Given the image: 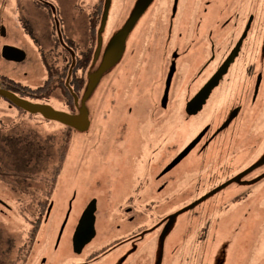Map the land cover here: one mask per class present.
I'll return each mask as SVG.
<instances>
[{
  "label": "flooded vegetation",
  "instance_id": "af4514ba",
  "mask_svg": "<svg viewBox=\"0 0 264 264\" xmlns=\"http://www.w3.org/2000/svg\"><path fill=\"white\" fill-rule=\"evenodd\" d=\"M37 2L48 10L53 22L57 34L56 47H61L57 57L63 62L61 70L64 69V74L57 69L50 78L46 73L42 84L36 88L48 82L49 91L57 89L65 97L66 109L53 107L47 102L44 92L35 94L43 97L36 99L18 94V88L17 91L12 90V87H16L8 82L17 81L2 74L0 88L30 101L50 104L55 109L74 114L80 106L89 70L99 64L105 45L128 12L115 28L107 30L110 9L100 29L104 5L99 3L98 8H92L84 19L87 44L81 47L74 39L61 34L56 9L50 7L51 3L47 0ZM18 10L17 15L22 11ZM143 16L146 18L138 37L140 42L129 47L128 43L133 39L135 28ZM5 21L6 9L2 7L1 43L7 35ZM20 23L18 20V25ZM24 30L38 44L32 32L26 28ZM1 43V58L3 45L18 47L11 42ZM160 53L163 55L160 56ZM126 54L132 59L119 65ZM155 58H159L162 65L159 70L161 85L158 89L153 88L156 95L152 106L154 109L149 110L147 107L135 110L129 107L124 111L119 110L121 118H129V123L127 126L123 124L121 128L119 126L122 124L118 126L123 136L117 135L112 144L118 153L112 160L113 169H100L97 172L99 177L106 176V183L82 188L85 179L83 170L78 171L70 182L67 181L69 186L66 188L70 191L63 192V199L68 196L65 200L68 209L59 229H55L50 236V240H53L52 250H56L51 259L53 264L60 257L57 246L63 234L68 252L82 256L72 264H133L136 252L147 249L149 236H154V231L158 229L154 230L148 225L145 214L150 207L162 209L167 201L175 200L177 204L183 178L187 174L192 173L190 188L195 196L188 215L193 227L190 233H182L181 225L175 224V234L191 238L189 245L178 255L177 264H190V258L192 264L209 263L212 258H207L208 254L204 252L212 248L214 239L224 225V218L221 217L228 212L225 209L222 215L217 216L215 211L239 199L245 190L255 189L254 192H259L254 197L262 200L259 208H264V0H153L128 34L124 52L111 69L118 67L112 81L105 90L100 91L98 88L104 76L101 77L86 99L89 112L99 109L102 118L108 116L112 106L104 110L101 103L107 96L108 88L111 85L114 87L113 98L119 95L123 99L127 98L139 86L137 77H142L145 69H148V62ZM181 73L183 75L178 78ZM217 92L220 94L218 103L211 106L205 121L198 123L197 118L208 108V103ZM74 95L77 97L76 102ZM0 100L18 109L4 98L0 97ZM156 113L158 116L155 120L153 116ZM143 118L148 119V135L158 134L159 137L148 136L145 143L139 144L140 132L136 123ZM63 126L68 130L69 137L71 133L77 132L69 126ZM67 146L68 142L66 151ZM139 146L140 149L143 146L142 154ZM137 159L143 165L142 170H135ZM59 171L58 167L56 174L47 181L50 198L36 222L37 227L48 221L54 205L51 194ZM185 181L189 183V180ZM251 191L245 195L249 199ZM73 203L77 205L71 216ZM135 203L141 205L140 209L138 206L135 208ZM91 209L94 234L76 252L72 243L74 232L82 215ZM135 211L137 226L134 227ZM124 224L127 227L122 228ZM136 227L138 230H135ZM135 241L143 244L140 251L136 250ZM96 242L97 245H94ZM219 259L218 263L223 258L220 256ZM47 260V256H41L39 264H46Z\"/></svg>",
  "mask_w": 264,
  "mask_h": 264
},
{
  "label": "rangeland",
  "instance_id": "374dc122",
  "mask_svg": "<svg viewBox=\"0 0 264 264\" xmlns=\"http://www.w3.org/2000/svg\"><path fill=\"white\" fill-rule=\"evenodd\" d=\"M47 1L56 9L61 34L65 38L74 39L81 47L85 46L87 32L84 19L92 8H98L99 3L102 6L104 0ZM133 1L111 0L107 30L111 27L115 28L123 20ZM2 7L6 9L7 30L6 38L2 39V43L16 44L17 48L24 52V58L16 63L0 57V75L22 85L36 88L42 84L46 76L47 65L54 70H60L63 65L61 58L57 57L58 54L60 55L61 47H56L57 34L51 17L48 10L37 0H3L0 2V8ZM18 9L22 11L17 15ZM145 18L143 16L138 22L133 39L128 43L129 47L140 42L138 37L143 31L142 22ZM155 19L157 20L158 17ZM18 20L23 26L18 25ZM23 27L32 32L38 44L32 41L33 37L28 31L25 32ZM161 55L163 53H160ZM131 59L126 54L119 61V65L128 63ZM161 65L159 58L149 61L148 69H145L140 79L137 77L139 86L132 90L125 99L122 95L113 98L114 87L111 85L105 94L106 98L101 103L104 110L112 106V112L109 111L108 116L105 115L103 118L98 112L99 109L89 112L91 121L88 130L80 133L73 132L70 137L68 130L62 124L46 121L39 115L25 113L20 109L10 107L5 100H0V264H39L41 256L48 257L46 264H53L51 259L56 250L54 252L52 250L53 240H50V236L55 229H59L68 209L65 202L68 196L66 195L63 199V192L70 191L66 188L69 186L67 181L70 182L78 171L83 170L85 179L82 188L106 183V176L102 174L103 176L99 177L97 172L100 169H113L112 160L118 156L117 151L113 149V141L117 135L118 137L123 136L118 128L123 127V124L127 126L129 123V118H121L119 110L124 111L129 107L135 110L147 109V107L149 110L154 109L152 106L155 104L156 95L153 88L158 89L161 85L159 79ZM115 71H118V67L104 77L98 90H105L107 84L112 81ZM136 74H138L137 71ZM181 75L183 73L178 78ZM44 95L53 107L66 109L64 107L65 97L60 94L59 90L44 91ZM28 97L36 99L42 95H28ZM120 97L122 100L118 99ZM219 97L220 94L217 92L208 103V108L206 107L203 114L197 118L198 123L205 121L210 114L211 106L218 103ZM110 114L114 116L111 117ZM157 116L158 113L153 116V119L156 120ZM147 120L143 118L136 123L140 132H138L139 141H137L139 144L145 143V138L148 136L159 137L158 134L148 135ZM119 124L122 125L119 126ZM141 149L139 152L142 154ZM188 160H190L189 157ZM135 161H137L135 170H142L143 165L138 162V159ZM58 167L60 168L59 175L51 194L54 205L47 223H40L37 227L36 222L43 214L50 198L47 181H50L51 177L56 174ZM191 176L192 173L184 175L183 188L177 204L175 200V202L167 201L162 209L150 207L145 214V221L148 225L154 230L158 229L154 231V236H149L147 249L145 248L140 253L136 252L133 264H177L178 255L182 253L183 248L189 245L188 241L191 238L184 234H175V224L181 225L182 233H190L189 230L193 227L192 219L188 217L195 202V196L190 188ZM185 180H189V183L186 184ZM245 191L239 199L225 203L227 207L223 204V208L215 211L217 216H220L225 209L228 210L221 217V219L224 218V225L214 239L212 248L204 252L208 254L207 258H212L209 263L205 262V264H264V208H259L262 200L254 197L259 194L257 191L254 192L255 189ZM248 191H251L249 192L250 199L245 196ZM75 204L73 203L70 210L71 216L75 211ZM239 204L241 209H239ZM135 206L140 209L141 205L135 203ZM134 215L135 227L137 226L136 211ZM121 227H127V224ZM135 230L138 228L136 227ZM64 235L57 246L60 249V253L58 252L60 257L54 261V264H72L82 257L68 252V247L64 243ZM135 246L136 250L140 251L143 244L135 241ZM220 256L223 259L218 263ZM260 258H262L261 261ZM190 264H192L191 258Z\"/></svg>",
  "mask_w": 264,
  "mask_h": 264
},
{
  "label": "water",
  "instance_id": "95a60500",
  "mask_svg": "<svg viewBox=\"0 0 264 264\" xmlns=\"http://www.w3.org/2000/svg\"><path fill=\"white\" fill-rule=\"evenodd\" d=\"M152 1L153 0H136L134 2L121 26L113 33L108 43L105 45L99 64L95 66L93 70H91L92 68L89 70L87 75L86 87L80 101V106L78 107V111L76 113L71 114L65 111L55 109L50 104L30 101L21 96H17L12 91L2 88H0V97L6 99L8 102L18 107V109H21L29 114H38L47 121L69 126L77 132L85 131L90 125L88 118L89 110L85 104L87 103L85 102L86 99L89 95L92 94L100 78L103 76L105 77V74H108L114 67V65L119 61L122 53L124 52L126 38L128 34L132 31L135 24ZM110 3L111 0L104 1L100 29L104 26ZM49 5L54 10V6L52 4ZM58 36L62 43L59 31ZM1 56L6 60L19 62L24 58V52L16 47L10 45H3L1 48ZM74 101H77V97L75 95ZM91 213L92 209L89 212H86L85 215H82L80 222L74 232L72 243L73 249L76 252H79L82 246L94 234V228L92 223L93 215Z\"/></svg>",
  "mask_w": 264,
  "mask_h": 264
},
{
  "label": "trees",
  "instance_id": "16d2710c",
  "mask_svg": "<svg viewBox=\"0 0 264 264\" xmlns=\"http://www.w3.org/2000/svg\"><path fill=\"white\" fill-rule=\"evenodd\" d=\"M61 70V69H60ZM59 70V71H60ZM57 72V70H54V68L52 67H49L47 65V74L48 76L51 78L52 75ZM61 74H64V69L61 70ZM63 76V75H62ZM12 86H15L16 88H13L12 87V90L14 91H17V88H18V94H21L22 96H28V95H35V94H38V93H41V92H44V91H49L50 90V87H48V82H46L43 87H39V88H31L29 86H26V85H22L21 83L19 82H13V81H8ZM62 87V86H61ZM11 89V88H10Z\"/></svg>",
  "mask_w": 264,
  "mask_h": 264
}]
</instances>
